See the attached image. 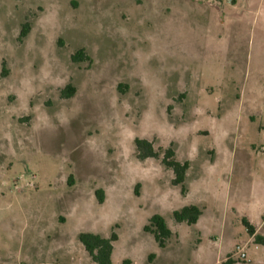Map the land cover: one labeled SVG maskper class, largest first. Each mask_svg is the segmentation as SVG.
<instances>
[{
    "label": "rangeland",
    "instance_id": "obj_1",
    "mask_svg": "<svg viewBox=\"0 0 264 264\" xmlns=\"http://www.w3.org/2000/svg\"><path fill=\"white\" fill-rule=\"evenodd\" d=\"M263 214L264 0H0V264H94L82 232H116L114 264H264Z\"/></svg>",
    "mask_w": 264,
    "mask_h": 264
},
{
    "label": "trees",
    "instance_id": "obj_2",
    "mask_svg": "<svg viewBox=\"0 0 264 264\" xmlns=\"http://www.w3.org/2000/svg\"><path fill=\"white\" fill-rule=\"evenodd\" d=\"M30 27L25 24L21 36L25 37L28 35ZM86 57L85 51L79 50L73 55L75 61H82ZM122 85H120L121 87ZM75 87L68 85L63 89L62 94L70 98L75 94ZM135 146L137 157L140 160H146L148 158L159 159L161 156L160 149H156L154 143L145 138H136ZM162 162L166 168L173 171L175 178L174 184L182 185V192H186L185 180L187 171L190 168L189 161H180L176 158V152L172 146L166 148L163 153ZM136 193H139L136 191ZM97 195L101 202L104 200V193L102 190L97 191ZM202 210L196 205L185 206L179 210L173 212L174 219L178 223H187L189 225L197 224L198 220L202 216ZM244 224L248 230L250 236L253 237V241L256 244L264 245V235L257 233V229L248 220H244ZM144 231L150 232L155 236L156 241L161 247L165 246V242L170 239L173 235L171 228L168 226L164 217L159 214L154 215L150 218L149 223L145 225ZM79 240L84 245L86 252L91 258L94 264H114L113 263V252L114 243L118 240V234L112 232L110 237H104L101 234L92 232H82L79 234ZM154 256V255H152ZM231 256L221 264H235ZM123 264H132L130 260H125Z\"/></svg>",
    "mask_w": 264,
    "mask_h": 264
},
{
    "label": "crops",
    "instance_id": "obj_3",
    "mask_svg": "<svg viewBox=\"0 0 264 264\" xmlns=\"http://www.w3.org/2000/svg\"><path fill=\"white\" fill-rule=\"evenodd\" d=\"M203 214V213H202ZM264 214L262 215V221L261 222H259V224H257V225H254L255 227H256V229H257V233H260V234H262V235H264V225H263V222H264ZM201 221V217H200V219L198 220V222L197 223H199ZM252 224V223H251ZM253 225V224H252ZM263 229V230H262ZM250 240H252L253 241V237L252 236H250ZM254 242V241H253ZM227 255H230L229 253L227 254ZM228 257V256H227ZM222 261V260H221Z\"/></svg>",
    "mask_w": 264,
    "mask_h": 264
},
{
    "label": "built area",
    "instance_id": "obj_4",
    "mask_svg": "<svg viewBox=\"0 0 264 264\" xmlns=\"http://www.w3.org/2000/svg\"><path fill=\"white\" fill-rule=\"evenodd\" d=\"M240 252H241V257H242V258H245L246 255H245V253H244V247H242V248L240 249Z\"/></svg>",
    "mask_w": 264,
    "mask_h": 264
}]
</instances>
